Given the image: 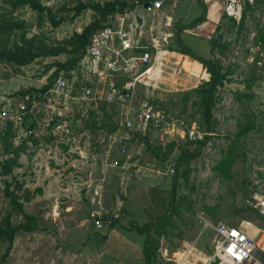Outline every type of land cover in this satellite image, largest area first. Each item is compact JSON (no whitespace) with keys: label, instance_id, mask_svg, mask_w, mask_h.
Instances as JSON below:
<instances>
[{"label":"rangeland","instance_id":"rangeland-1","mask_svg":"<svg viewBox=\"0 0 264 264\" xmlns=\"http://www.w3.org/2000/svg\"><path fill=\"white\" fill-rule=\"evenodd\" d=\"M37 1L46 8L42 13L29 5L15 7L14 0H0V23H5L0 49L38 54L22 65L0 58V100H15L21 90L39 89L56 62L74 60L82 43L75 34L92 22H107L111 16L96 8L114 0ZM121 1L127 6L140 3ZM223 3L163 0L162 12L172 18L170 50L195 62L192 66L184 62L194 75L187 78L182 70V77L165 73L153 87L137 85L134 103L153 101L161 121L159 128L147 131V142L129 146L128 169L110 166L108 153L113 131L130 115L127 98L94 104L73 99L72 94L52 96L51 107L67 117L74 130L71 143L39 130L16 139L12 127V145L22 148L11 173L0 176V226L6 220L11 226L24 221L4 196V182H9L23 213L35 217L38 229L17 232L6 254L7 243L0 241V264H145L146 239L158 248L149 264H169L159 251L166 249L169 255L193 241L203 229L201 219L233 227L253 220L251 195L264 193V68L246 61V45L252 34L253 41H262L264 0L245 4L252 7L247 8L242 27L223 16ZM143 15L147 22L149 15ZM198 16H208V21L192 26ZM51 18L62 21L54 26ZM179 38L191 54L212 59L221 68L223 78L207 120L197 92L207 82L200 78L206 68L182 53ZM55 50L59 51L53 54ZM43 110L48 114L44 106L40 116ZM5 125L0 119V163L13 157L5 153L1 139ZM189 127L199 133L195 142L204 144H188L177 137V131ZM182 149L196 156L181 161ZM169 163H174L172 169ZM26 193L29 200L23 201ZM93 218L102 220L100 228L94 227ZM211 239L212 232L202 230L197 249L209 253Z\"/></svg>","mask_w":264,"mask_h":264},{"label":"built area","instance_id":"built-area-1","mask_svg":"<svg viewBox=\"0 0 264 264\" xmlns=\"http://www.w3.org/2000/svg\"><path fill=\"white\" fill-rule=\"evenodd\" d=\"M254 2L224 0L223 12L238 24L245 4ZM144 3H147L146 7ZM162 11L163 0H147L115 13L90 36L74 69L68 73L59 72L46 92H30L18 95L15 100H0V119L12 123L16 139L34 135L39 130L43 134L46 132L65 138V142L71 143L76 138L74 130L67 117L51 107L54 103L52 96L57 98L72 94L73 99H87L94 104L100 101L114 103L127 98L131 103L127 108L130 115L113 131L108 153L112 156L110 166L128 169L131 160L129 146L143 141L147 131L159 128L158 122L161 121L158 105L153 101L143 99L134 103L137 85L153 87L165 73L179 77L182 70L187 78L192 76L183 67L184 58L170 50L172 18ZM143 12L149 15L144 28L147 36L142 29L145 25ZM138 18H141V22H138ZM253 36L246 45V61L257 68H264V40L253 41ZM200 74L201 71L196 77L199 78ZM207 76L200 78L208 81ZM70 78L71 84L68 83ZM92 85H95V90ZM44 106L48 108V114L43 110L40 116ZM176 135L191 142L200 137L194 127L177 131ZM162 137L161 134L160 141H163ZM168 167L172 169L174 163H169ZM135 168L136 173H139L140 169ZM249 205L253 220L241 221L236 227L221 222L212 224L201 219L202 230L209 229L212 232L209 253H203L196 247L201 230L193 241L171 251L172 254L168 255L166 249L160 250V256L169 264H264V193L252 194ZM101 223L100 218H93L96 229L101 227Z\"/></svg>","mask_w":264,"mask_h":264},{"label":"trees","instance_id":"trees-1","mask_svg":"<svg viewBox=\"0 0 264 264\" xmlns=\"http://www.w3.org/2000/svg\"><path fill=\"white\" fill-rule=\"evenodd\" d=\"M147 0H140V3L146 2ZM262 0H255V3H258ZM15 5H29V7L37 11L38 13H42L44 10H46L45 7L41 6V4L37 0H14L13 6ZM135 3H131L128 6L124 1L121 0H114V1H108L105 2L102 7L97 6V11L100 12L101 14H109V16L114 15L115 13H120L123 12L126 9H131L133 8ZM256 5V4H254ZM252 7L250 5L245 6L243 9V13L240 19V22L237 24H240V27L243 26V17L244 14L247 11V8ZM78 12V10L76 11ZM223 16L228 18L225 13L223 12ZM205 20L204 16H198L192 21V26L196 25L199 22H203ZM52 22V25L56 26L58 25L62 20H55L54 18H51L50 20ZM233 22V21H232ZM234 23V22H233ZM5 23H0V33L2 32ZM104 23H98V22H92L85 26L80 34H75L74 39H77L81 41V47L79 50L78 56L74 57V60H68L66 62H56L54 64L55 69L51 73L50 77L48 78V81L46 84L42 85L39 89H26V90H21L18 92V95H23L25 93H30V92H36V93H43L46 92L52 85V80L53 78L59 73V71H69L72 69L76 62L78 61L81 53L83 52L84 48L88 45L90 36L95 32L96 29H100L104 26ZM235 24V23H234ZM261 35L262 40H264V29L259 30ZM179 40V45L181 46V51L183 54H188L190 57L194 58L197 62H199L204 68H206V71L209 73V80L207 82H204L202 85L199 86V90L197 91L199 94V103L202 108V115L203 119L207 120L209 118V113L212 107V104L214 102V95L217 89V86L221 84V80L223 78V75L220 74V66L218 65L217 62L213 61L212 59H205L201 57L194 56L193 54L190 53V51L187 48H184V44L182 40ZM187 49V50H186ZM59 50L53 51V54L58 53ZM37 53H32L29 49L28 50H17V52H10L6 51L4 49H0V58L4 60H9L13 61L17 64H28L32 61L34 57H37ZM7 128L2 136V142L4 146L5 153H12L13 157H8L5 158L3 161L0 163V176H6L11 173L12 167L16 164V158L18 156V151L22 148L21 146L18 147H13L11 139L13 138L11 135V130H12V123L11 122H6L5 125ZM13 132V131H12ZM207 138V135L205 136V139ZM144 142H147V139H143ZM201 141V140H200ZM172 143V142H170ZM188 144H199L202 145L204 144V141H197V142H191V141H186ZM173 145V143H172ZM171 145V146H172ZM196 156L195 152H188L186 149L181 150V154L179 159L184 162H188L191 158H194ZM4 196L8 199L9 204L18 212L21 213V215L24 217V221L22 223L16 224L14 226H11L8 221L6 220V224L2 227L0 226V241L6 242L7 247L5 254L8 251V248L10 247L13 238L17 232H34L38 229L36 219L34 216L31 214H25L22 211V205L21 202L19 201V197L15 194L14 189L11 190L10 186L11 184L9 182H4ZM23 201H28L29 200V194L26 193V195L23 194L21 197ZM137 231L141 232L142 229L137 227ZM157 248L155 245L154 248L151 247L150 240L146 239L143 242L142 245V252L143 256L145 258V264L150 263V257L152 253L154 252L153 249ZM158 249V248H157ZM156 249V252H157Z\"/></svg>","mask_w":264,"mask_h":264},{"label":"crops","instance_id":"crops-1","mask_svg":"<svg viewBox=\"0 0 264 264\" xmlns=\"http://www.w3.org/2000/svg\"><path fill=\"white\" fill-rule=\"evenodd\" d=\"M222 10H223V8H222ZM205 20L208 21V16L205 17ZM205 20H204V21H205ZM144 23H145V25L143 26L142 29H143V32L145 33V36H147V34H148V33H147V30L144 29L145 26L147 25L146 22H145V17H144ZM186 60H188L187 63H188V65H190V66H192L193 63H195V62H193L192 60H189L188 58H184V60H183V67H184V62H185ZM184 69H185V67H184ZM189 69H190V68H189ZM185 70L189 71L188 69H185ZM189 72H190V71H189ZM192 74H194V73H192Z\"/></svg>","mask_w":264,"mask_h":264},{"label":"water","instance_id":"water-1","mask_svg":"<svg viewBox=\"0 0 264 264\" xmlns=\"http://www.w3.org/2000/svg\"><path fill=\"white\" fill-rule=\"evenodd\" d=\"M143 6L146 7L147 3H144ZM138 22H141V18H138Z\"/></svg>","mask_w":264,"mask_h":264},{"label":"bare ground","instance_id":"bare-ground-1","mask_svg":"<svg viewBox=\"0 0 264 264\" xmlns=\"http://www.w3.org/2000/svg\"><path fill=\"white\" fill-rule=\"evenodd\" d=\"M204 76H205V77L207 76L206 73H204Z\"/></svg>","mask_w":264,"mask_h":264}]
</instances>
